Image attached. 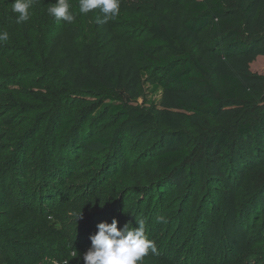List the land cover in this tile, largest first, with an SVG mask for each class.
Listing matches in <instances>:
<instances>
[{
	"label": "rangeland",
	"instance_id": "1",
	"mask_svg": "<svg viewBox=\"0 0 264 264\" xmlns=\"http://www.w3.org/2000/svg\"><path fill=\"white\" fill-rule=\"evenodd\" d=\"M174 1L176 0H121L123 10L105 25L117 35L111 43L129 49L135 64L143 73L136 96L132 97L131 93L123 90L118 92L117 97L124 108L172 110L181 118L182 127L190 134V159L180 174L170 176L162 173L158 163L151 161L153 154L150 153L151 144L147 139L138 138V142L134 141L133 137H141L139 130H128L124 125L120 127V132H130L124 145L128 151L124 153L119 146L124 140L113 144L117 134L111 128L115 121L97 126L103 122L105 115L98 120L95 119L98 114L91 118L101 104L108 103L103 97L98 98L79 90L82 81L92 70L91 57L87 53L91 51V33L99 26L91 19L96 13L94 9L83 14L82 22L85 25L82 22L68 24L76 37L69 46L65 42L54 43L58 34L50 37L42 33L37 34L35 39L36 53L27 46H14L16 56L28 61L30 66L48 64V58L57 53L54 58L55 66H46L44 70L40 69L41 73L34 72L30 75L19 71L22 67L15 65L9 57L0 59V166L11 163V168L2 175H5L6 185L11 187L9 195L14 199L21 193L19 182L24 177H27L36 192L45 165L51 166L53 162L62 161L64 167H72L70 175L75 179L64 180V187L57 192L56 203L66 210L61 217L65 218L64 227L67 229H72L74 222L79 223L84 217L82 220L87 224V235L82 239L80 237L82 245L91 244L89 237L96 233V225L100 222L111 223L115 218L120 229L126 223H129V227H138V221L143 220L146 230L150 219L157 221V217L163 216L164 220L158 223L159 236L164 247L170 241H178L183 250L179 264H222V255L226 256L228 263L235 264L237 256L242 253L243 264H264V164L254 170L248 167L243 178L237 180L239 182L233 194L225 191L222 182L208 174L206 163L199 170L197 164L201 162L202 141L214 123L203 116L192 114L177 102L175 96L151 93L152 84L160 79V75L142 59H136L133 52L142 45L144 36L151 35L149 28L152 21L159 20L172 29L174 13L171 4ZM238 1L227 0V5L235 11L236 24L243 29ZM77 6L76 0L72 10H78ZM258 17L264 22L263 10L258 12ZM7 42L8 40L0 42V45L10 47ZM64 47L69 49L76 65L63 68L58 65V58L64 52ZM98 48L99 45L96 44L93 51ZM221 68L238 71L231 61H222ZM250 69L261 75L264 81V53L256 56ZM198 93L201 92L194 91L193 97L197 98ZM179 97L189 101L188 97ZM65 117L72 118L68 130L61 126ZM93 120L97 122L93 124ZM90 137L97 141L88 142ZM99 137H108L109 142L103 145L98 140ZM24 147L29 149L25 155L28 159H22L21 151L25 150ZM47 149L54 156L53 159L49 160ZM21 159L25 165L18 162ZM73 184L80 187V194L85 186L93 188L95 193L87 201L68 199L67 187ZM60 195H63L61 201ZM143 198L146 201L151 199L148 200L149 206H140L139 200ZM53 205L56 207V204ZM160 206L162 209L157 212ZM95 207L97 209L94 213L89 211ZM84 208L88 209L84 211L86 220L80 211ZM148 210L152 215L150 219L144 213ZM79 213L81 215L76 220ZM54 221L61 225L57 219ZM7 225L8 222L0 221L3 229ZM5 234L9 237L7 232ZM6 236L0 235V243ZM190 245L192 250L186 251L185 246L191 247ZM76 253L77 251L70 250L69 255L61 260H58L56 254H41L32 264H67ZM11 255L13 252L3 249L0 244V264H7L6 259ZM72 263L84 264V261L78 259ZM139 264L157 262L146 255Z\"/></svg>",
	"mask_w": 264,
	"mask_h": 264
},
{
	"label": "trees",
	"instance_id": "2",
	"mask_svg": "<svg viewBox=\"0 0 264 264\" xmlns=\"http://www.w3.org/2000/svg\"><path fill=\"white\" fill-rule=\"evenodd\" d=\"M55 2L56 0H34L29 9V20L17 24V14L11 12L12 0H1L0 31L8 32L7 43L10 47L0 45V59L9 57L15 65L22 67L19 71L30 75L34 72L41 73L46 66H55L54 58L57 53L48 58V64L30 66L28 61L16 56L17 50L14 47L27 46L36 53L35 39L40 33L50 37L58 34L59 37L54 43L65 42L68 46L72 44V39L76 37L69 23L56 21L47 12ZM68 2L75 16L73 22H82L84 15L79 9L72 10L76 0ZM77 4L79 6V0ZM227 4V0L172 2V29L159 20L152 21L149 28L151 35L144 36L142 45L133 52L136 59H142L160 75V79L152 84L151 93L160 92L168 97L175 96L177 102L192 114L203 116L214 123L202 141V157L201 162L197 164L198 169L203 168L206 163L208 174L216 181L222 182L225 191L233 194L239 182L237 180L243 178L248 167L254 170L264 164V81L261 75L253 73L250 69L256 56L264 53V22L258 17L260 10L264 13V0L238 1L243 29L236 24L235 11ZM120 10H123L121 0ZM100 15L99 9H96V13L91 17L92 21L96 22ZM91 34V51L87 54L91 57L92 70L82 81L79 90L108 101L101 104L91 118L98 114L95 118L98 120L105 115L103 122L97 126L115 121L111 128L117 134L113 144L124 140L119 143L120 150L124 153L128 151L124 145L130 132H120V127L124 125L128 130H139L141 137H133L134 141L138 142V138L147 139L151 144L150 153L153 154L151 161L158 163L162 173L170 176L180 174L190 159V134L182 127L181 118L172 110L125 109L117 95L127 91L132 97L136 96L143 73L135 64L129 49L111 43L117 35L107 25L99 24ZM28 35L30 38L26 39ZM96 44L99 48L93 51ZM63 50L58 58V65L62 68L76 65L69 49L64 47ZM222 61H231L238 71L223 70ZM198 90L201 93L194 98L193 92ZM179 96L188 97L189 101ZM97 120L92 123L95 124ZM71 122V117H65L61 126L68 130ZM107 138L99 137L98 140L105 145L109 142ZM95 141L97 139L94 137L88 139L90 143ZM27 148L24 147L25 150L21 151L22 159H28L25 156L29 150ZM46 154L50 155L49 160L54 158L48 149ZM22 159L18 162L25 165ZM9 167L11 168V163L0 166V221L8 222L5 229L0 226V235L6 236L5 232L9 235L0 244L3 249L13 252V255L7 257V264H32L41 254H56L58 260H61L69 255L70 250L77 253L67 264L83 259V254L91 247V244L82 245L81 241L82 237L87 235V224L82 220L84 217L79 223L74 222L72 229H67L64 227L65 218L61 217L66 210L56 203L57 192L64 187V180L75 179L70 175L72 167H64L62 161L53 162L51 166L45 165L36 192L27 177H24L25 179L19 182L21 193L14 199L9 195L11 187L6 185L5 175H2ZM79 188L74 184L67 187L68 199L87 201L95 193L93 188L85 186L80 194L82 190L79 191ZM61 198L63 200V195H60V201ZM148 200H139L140 206H149L151 199ZM52 202L56 207L51 205ZM95 209L97 208H91L89 211L94 213ZM161 209L160 206L157 212ZM85 210L88 209H80L86 220ZM144 213L148 219L151 218L150 210ZM54 219L61 225H57ZM158 223L150 219L149 228L145 230V235L155 242L157 249L154 254L149 251L148 256L157 264H179L183 251L180 244L178 241H170L168 246L164 247L159 236ZM185 248L186 251L192 250V246ZM221 260L222 264H230L225 255L221 256ZM236 260L235 264H243V253L239 254Z\"/></svg>",
	"mask_w": 264,
	"mask_h": 264
},
{
	"label": "clouds",
	"instance_id": "3",
	"mask_svg": "<svg viewBox=\"0 0 264 264\" xmlns=\"http://www.w3.org/2000/svg\"><path fill=\"white\" fill-rule=\"evenodd\" d=\"M34 0H12L11 12L17 14L16 23L26 22L30 18L29 9ZM94 9H99L98 24H106L109 20L117 17L120 11V0H79V12L87 14ZM56 21L63 20L72 23L75 19L70 10L68 0H56L47 9ZM102 16V18H101ZM9 38L6 31H0V42ZM81 213L76 217L79 218ZM164 217H157V221H163ZM97 231L90 235L91 247L83 254L84 264H139L143 257L151 251L156 253V245L145 235V223L138 221V227H129L126 223L118 229L117 220L111 223L100 222L96 225Z\"/></svg>",
	"mask_w": 264,
	"mask_h": 264
}]
</instances>
